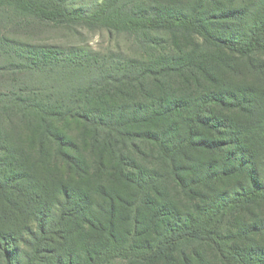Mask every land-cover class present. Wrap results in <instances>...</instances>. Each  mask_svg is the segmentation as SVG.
I'll return each instance as SVG.
<instances>
[{
	"label": "rangeland",
	"instance_id": "1",
	"mask_svg": "<svg viewBox=\"0 0 264 264\" xmlns=\"http://www.w3.org/2000/svg\"><path fill=\"white\" fill-rule=\"evenodd\" d=\"M60 1L67 12L82 10L96 17H116L120 7L128 2ZM153 3L167 6L174 14L202 12V25L209 37L190 29L174 34L145 31L133 37L119 27L74 25L64 17L41 20L13 2L0 1V241L9 243L14 262L54 264L57 255L82 252L85 238L93 240L97 230L77 227L78 220L68 223L60 217L62 212L79 214L89 200L98 226H104L114 216L119 244L132 246L126 249L151 245L154 232L150 229L153 220L149 197L118 175L123 170L133 172L139 165L151 170L162 160L155 167L162 176L166 170L164 162L171 155L177 164L191 168L179 172L180 175L188 183L198 181L197 188L207 197L212 196V191L223 193L219 198L232 197L241 191L240 183L245 190L249 189L251 179L264 184V75L249 63L252 59L237 57L210 41L246 38L249 28L264 24V0H133L127 8L144 12ZM57 12L60 11H53ZM19 52L46 54L49 58L44 65L32 67L18 58ZM179 52L187 57L182 64L191 62L196 72L198 66L205 65L217 70L225 89L236 96L238 108L224 109L210 102L208 112L201 114L202 123L195 120L200 116L196 115L198 107L182 109L181 101L188 100L189 92L182 81V70L171 73L162 64L166 53ZM100 65L119 66L122 73L128 70L138 74L143 85L121 80L119 73V79L109 83L108 93L90 90V97L75 95L80 88L89 89ZM203 83L206 85L204 80ZM31 93L43 95L45 102L22 106L17 97ZM247 96L253 98L254 108ZM100 99L128 114L130 127L126 131L141 132V140L136 137L133 146L123 144L124 167L118 160L119 153L107 147L102 135L99 137L97 124L79 114L75 120H53V116L39 112L64 114L80 106L83 110L87 105L101 107ZM201 101L210 100L203 97ZM137 104L146 107L138 109ZM177 106L181 109L177 110ZM222 118L241 126L242 134L248 130L243 146L249 154H244L242 161H230L225 151L217 149L225 142L223 139L228 140L217 128ZM52 123L61 140L44 137L45 129ZM188 133L193 135L189 137ZM146 136L149 139L144 141ZM136 150L146 154L141 156ZM174 179L173 175L160 178L169 194L177 189L182 193L181 188L175 189ZM221 227L233 249L252 264H264V200L227 212ZM132 251L145 253L143 249ZM212 252L205 250L207 259L212 260ZM174 254L172 264H181L179 253ZM164 261L125 255L117 256L111 264ZM211 262L222 264L218 258Z\"/></svg>",
	"mask_w": 264,
	"mask_h": 264
},
{
	"label": "trees",
	"instance_id": "2",
	"mask_svg": "<svg viewBox=\"0 0 264 264\" xmlns=\"http://www.w3.org/2000/svg\"><path fill=\"white\" fill-rule=\"evenodd\" d=\"M1 1V0H0ZM8 3H14L16 7L22 8L24 11H29L35 13L34 17L41 20H51L56 21V19H62L71 24H83L88 27L99 28V27H119L125 30L133 37H139L142 32H169L174 34L179 30H192L201 35H209L204 32V25L201 18H203L202 12H195L191 15H181L169 12L167 6H158L153 3L148 10L143 12V9H139L138 12L128 9L127 6L131 4V1L124 3L119 9L120 14L116 17H106L95 15H89V13L82 10H74L67 12L63 9V4L60 0H7ZM145 1V0H142ZM151 2V0H149ZM154 1V0H153ZM58 10L57 14L53 11ZM59 19V20H60ZM205 21V20H204ZM248 36L244 39L221 40L211 39V43L222 48L223 50L229 51L231 54L237 57H245L250 60L253 68L260 75H264V24L260 27L253 26L249 28ZM209 37V36H206ZM18 58L29 66L36 67L41 66L48 61L49 56L44 54L19 52ZM187 61V57H183L181 52L179 53H166L163 56L162 64L164 67L167 66L166 71L173 73L174 71L182 70L181 76L182 81L188 87L189 92L188 100L184 99L181 101V108L198 107V112L196 113L198 118L195 120L202 123L201 114L203 111L208 112L206 109L211 106L208 104L210 102L216 103L218 107H225L224 109H229L230 107L238 108L235 104L236 96L230 94V92L225 89V84H223L219 77H217V70L214 68H209L207 65L198 66L197 72L193 70V65L191 62ZM169 64H172L169 67ZM86 66V65H85ZM88 68L91 66L87 65ZM93 69H97L94 68ZM119 66H109L104 67L100 65L94 72L92 80H90L91 86L88 90L80 88L77 91V96L90 97L89 95L94 90L96 93L109 92L111 87L109 83L112 80H118L119 77L116 75L121 74L120 79H124L127 82H135V85H143V80L138 74L135 75L133 72L128 70L124 73L120 72ZM187 72V73H186ZM188 74L190 76H188ZM204 76V82L203 78ZM118 77V78H117ZM209 84L215 85L214 87L208 86ZM145 86V85H144ZM144 89V88H142ZM214 89V90H213ZM43 96V95H42ZM40 94H27L25 96H18L17 98L21 101V105L25 107L34 106L35 102L41 105L44 101V97ZM95 96V95H94ZM98 96V95H97ZM203 97H209L207 103L202 102ZM247 101L250 107L254 108L256 105L252 97L247 96ZM101 107L91 108L88 105L83 109L76 107L70 109L69 112L64 114L57 113H43L39 110L42 116L51 117L53 120L55 117L64 119L66 117L70 119H77L76 114H79L82 119L86 121H91L92 124H97L96 130L100 135L103 136L107 147H110L114 152L119 153L118 160L123 166V152L124 145L128 146V143L133 146L137 138L139 141L141 138L140 131L131 133L126 131L130 127L127 113L116 111L117 108H111V105L106 104L105 100L100 99ZM83 102H86L83 100ZM254 104V106H253ZM143 104H137L138 109H143ZM177 110L181 109L178 106ZM77 109L74 113V110ZM176 110V111H177ZM211 112V111H209ZM212 113V112H211ZM181 115V112L178 111ZM29 119V118H28ZM94 122H93V121ZM220 131L228 136L225 142L219 145V148L225 151L226 155L230 156V161H242L243 155L249 154L243 146L246 142V135L248 130L243 132L241 126L235 125L232 121H224L223 118L218 120ZM46 128V127H44ZM49 128V129H48ZM46 128V133L44 137L52 140H61L59 136L55 133L57 126L52 123L50 127ZM245 128V127H244ZM240 129V131H237ZM218 133V132H217ZM170 135H172L170 133ZM193 134L188 133L187 136ZM65 138L66 136L63 135ZM43 139V137L41 136ZM149 139L147 136L143 138L144 141ZM193 141V140H192ZM191 141V142H192ZM221 141V140H220ZM156 143V140H154ZM188 141L187 143H191ZM197 145L201 142L196 141ZM201 146V145H199ZM196 147V146H195ZM122 148V151L121 149ZM129 150V148H128ZM127 150V151H128ZM141 156L145 155L146 152L141 153L136 150ZM154 152L151 153V155ZM162 153V159L164 160ZM160 164L163 163L159 160ZM158 163L156 165H158ZM252 164L251 162H248ZM166 170L163 173V178L173 175L175 189L181 188L182 193L177 189L173 194H169L168 189L165 185H162L160 176L158 174V168L156 165L149 170L144 166L139 165L133 172L129 170H123L122 174L118 177L124 178L127 182L132 184L139 190H143L142 194L145 197H149L148 205L152 208V224L150 225L151 245H143V247H137L136 249H126L132 248L123 246L119 244L116 235V229L118 226L114 223V216L108 220L104 226H98L95 224V219L92 216V202L86 203L83 210L78 214L76 211H71V213L62 212L60 219L68 223H72L78 220L79 224L77 227H84V229L93 230L96 229L97 233L94 235V239L85 238V244L83 246V251L80 253L72 252L64 255L56 256L54 264H111L112 260L117 256H140L142 260H165L164 264L175 263L174 252H178L181 257V264H212V260H220L222 264H252L249 259L244 258V256L239 253L238 250L233 249L228 241H226L227 236L221 230V223L225 218L227 212L232 211L234 208L256 205L260 201L264 200V184H259L253 182L251 179L250 188L245 190L240 184H238L240 192H235L232 197L219 198L223 193H218L212 191V196H206L200 192L197 188L199 182L188 183L180 175L179 172L188 171L191 168L183 164H177L176 158L174 156H169L164 162ZM242 165V164H240ZM124 167V166H123ZM219 175V173H218ZM160 177V178H159ZM169 185V184H168ZM192 185V186H191ZM205 187H207L205 185ZM151 189V192H149ZM212 189V188H211ZM149 193V194H148ZM211 197V198H209ZM213 197V198H212ZM185 201V202H184ZM87 207V208H86ZM60 223V221H59ZM81 225V226H80ZM136 227H139V223H136ZM103 230V231H102ZM149 231V228L147 229ZM146 233V230H145ZM126 236H129L126 233ZM136 235V234H135ZM2 239V238H1ZM135 248V247H134ZM139 249L145 252L144 255L141 252L136 253L132 250ZM211 249L214 257L207 259L205 250ZM251 258V257H250ZM31 261H29L30 264ZM0 264H19V261L14 262V258L9 250V243L4 240L0 241Z\"/></svg>",
	"mask_w": 264,
	"mask_h": 264
}]
</instances>
